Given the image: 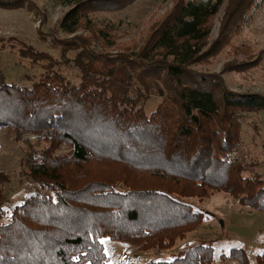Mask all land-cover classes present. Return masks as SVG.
Wrapping results in <instances>:
<instances>
[{
	"label": "trees",
	"instance_id": "trees-1",
	"mask_svg": "<svg viewBox=\"0 0 264 264\" xmlns=\"http://www.w3.org/2000/svg\"><path fill=\"white\" fill-rule=\"evenodd\" d=\"M224 2H180L135 57L84 50L76 59L66 58L77 65L79 82L46 64L51 70L32 87L0 86V102L7 103H0V127L44 132L38 137L47 142L27 156L40 189L13 207L9 222H0V264H106L105 237L143 250L167 248L202 222L186 198L209 190L226 191L264 212V176L244 174L237 153L241 121L248 112H264V95L236 93L216 81L210 89L204 76L190 69L209 53L204 49L211 22ZM53 3L69 7L59 29L72 35L92 24V13L122 8L128 0ZM76 42L59 44L66 52L76 49ZM28 49L33 60H53ZM154 77L175 88L169 89L168 101L147 114L145 90ZM175 107L180 117L174 116ZM61 143L69 154L54 156ZM70 170L78 177L69 180ZM5 175L0 173V182ZM1 192L0 186V220L6 212ZM212 261V246L198 243L147 264Z\"/></svg>",
	"mask_w": 264,
	"mask_h": 264
},
{
	"label": "rangeland",
	"instance_id": "rangeland-1",
	"mask_svg": "<svg viewBox=\"0 0 264 264\" xmlns=\"http://www.w3.org/2000/svg\"><path fill=\"white\" fill-rule=\"evenodd\" d=\"M182 1L187 0H128L122 8L92 13V24L86 23L88 26L82 25L75 34L66 35L60 31L59 23L68 6L55 5L53 0H0V86L15 83L32 87L42 73L48 72L46 64L63 71L71 82H79L77 65L65 59H76L84 50L135 57L154 30ZM211 26L204 49L209 53L190 66L191 71L203 75L210 89L211 83L216 81L215 84L236 93L264 95V0H225ZM101 32L107 36L106 40ZM70 39L77 41L76 49L62 51L60 44H66ZM28 47L47 53L53 60H33L26 55ZM152 83L151 88L145 90L147 114L168 101L169 89L175 88L161 77H154ZM215 88L219 86L215 85ZM0 103L7 105L6 100ZM174 112V116H181L178 108L175 107ZM240 125L237 153L246 170L244 174L264 176V112H248ZM20 130L9 125L0 127V173L6 174V179L0 182L1 206L6 210L0 220L2 223L10 221L16 204H21L41 186L30 176L27 156L47 144L38 137L44 132L23 134ZM55 150L54 156L69 154L65 143ZM90 169L85 167L83 171L93 176ZM77 175L70 170L67 178L70 180ZM41 192L51 195L46 188ZM209 192L205 196L186 198L202 217L200 225L186 237L168 243L173 246L149 250L129 242L102 238L106 264H147L155 258L171 259L187 245L198 243L212 246L211 264H264V212L242 205L226 191Z\"/></svg>",
	"mask_w": 264,
	"mask_h": 264
}]
</instances>
